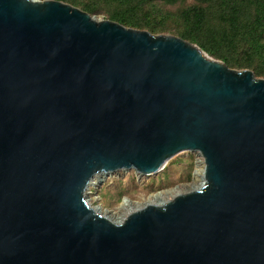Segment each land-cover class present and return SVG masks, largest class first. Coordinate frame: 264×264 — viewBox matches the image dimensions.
<instances>
[{"label": "water", "instance_id": "95a60500", "mask_svg": "<svg viewBox=\"0 0 264 264\" xmlns=\"http://www.w3.org/2000/svg\"><path fill=\"white\" fill-rule=\"evenodd\" d=\"M181 152L203 158L198 188L120 218L90 206L94 177ZM0 264H264V80L58 0H0Z\"/></svg>", "mask_w": 264, "mask_h": 264}, {"label": "rangeland", "instance_id": "374dc122", "mask_svg": "<svg viewBox=\"0 0 264 264\" xmlns=\"http://www.w3.org/2000/svg\"><path fill=\"white\" fill-rule=\"evenodd\" d=\"M44 1V0H39ZM70 4L80 10L84 7L92 12L89 14L102 20L116 22L114 17H123L127 23L123 26L129 29L146 31L152 35L178 37L184 32L186 26L182 19V12L192 6L205 10V24L198 40L194 44L210 47L212 41L222 42L220 53L227 57L228 68L235 71L248 70L256 79L264 80V36L260 39V46L256 48L246 43L241 37L236 39L231 35L228 24L224 23L223 14L218 5L219 0H74ZM246 13L251 7L246 4ZM245 21L243 24H247ZM244 26V25H243ZM223 37V39H222ZM215 46V45H213ZM207 56L215 61L223 62L217 55H210L201 49ZM239 65V66H236ZM204 168L203 158L196 152H181L171 157L162 170L151 176H141L139 173L128 170L118 171L107 176L99 185H93L88 190V202L91 207H99L103 213L113 212L114 217L124 214L120 205L124 200L141 204L145 198L162 193L164 200H171L169 192L175 190L184 193L198 188L201 178L198 170ZM130 205L129 208L132 207ZM128 207V206H127Z\"/></svg>", "mask_w": 264, "mask_h": 264}, {"label": "trees", "instance_id": "16d2710c", "mask_svg": "<svg viewBox=\"0 0 264 264\" xmlns=\"http://www.w3.org/2000/svg\"><path fill=\"white\" fill-rule=\"evenodd\" d=\"M58 1H68L70 4L76 3L74 0ZM246 4L251 7V11L248 13L244 10ZM218 5L222 11L224 23L229 26L231 35L235 36L236 39L241 37L246 43L258 48L260 46L259 41L264 36V0H219ZM82 11L88 14L92 12L87 7H84ZM205 17V10L201 7L192 6L184 10L182 12V19L186 28L180 34L179 38L191 44H198L205 24ZM114 20L121 25L127 23L128 25L134 26L123 17L117 16L114 17ZM245 21H248V23L243 24ZM209 45L210 47L204 45L199 46L208 54L217 55L226 65H230L227 57L219 51L222 48V42L220 40L212 41Z\"/></svg>", "mask_w": 264, "mask_h": 264}, {"label": "bare ground", "instance_id": "6f19581e", "mask_svg": "<svg viewBox=\"0 0 264 264\" xmlns=\"http://www.w3.org/2000/svg\"><path fill=\"white\" fill-rule=\"evenodd\" d=\"M203 171H204V168L202 167L201 169L198 170V173H197L196 176H198V178H200V177L203 175ZM96 180H97V177H94V178L92 179V182L90 183V186L95 185ZM202 180H203V176H202V178H201V182H202ZM201 182L198 184V186H200ZM90 186H89V187H90ZM93 187H94V186H93ZM193 188H196V186H194ZM88 190H89V189H88ZM188 191H189V190H188ZM169 193H170L171 196H175L176 194H180L181 192L178 191V190H175V189H174L173 191H171V192H169ZM162 196H163L162 193L151 195V196H149L148 198H145V200H144L141 204H137V205H135V206H133V205L130 204V203H126V205H124V204L122 203L120 209H121V210L124 209V214H122L120 217L126 215V214L129 212V210L134 209V207H142V206H144V205H148V204H156V203H160V202H164V201H166V200L163 201V199L160 198V197H162ZM124 202H125V201H124ZM130 205H132L131 208H129ZM127 206H128V207H127ZM120 217H119V218H120Z\"/></svg>", "mask_w": 264, "mask_h": 264}]
</instances>
